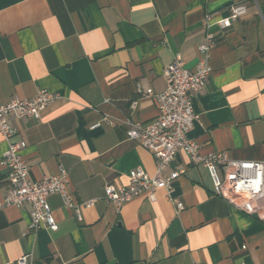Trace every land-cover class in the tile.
I'll return each mask as SVG.
<instances>
[{
	"label": "crops",
	"instance_id": "crops-1",
	"mask_svg": "<svg viewBox=\"0 0 264 264\" xmlns=\"http://www.w3.org/2000/svg\"><path fill=\"white\" fill-rule=\"evenodd\" d=\"M240 2L246 13L216 37L211 74L192 97L197 120L187 138L202 155L264 163V0H0V103L59 95L40 119L9 115L12 141L26 143L32 182L67 173L80 212L52 195L57 231L33 233L29 206L1 208L0 264L24 256L25 264H264V221L214 195L207 170L182 151L163 172H182L171 194L180 211L162 189L119 210L103 190L127 186L138 167L154 174L151 153L126 138V122L157 117L146 91L163 92L176 53L194 71L204 16L226 17ZM6 148L0 135V159ZM6 174L0 167V200Z\"/></svg>",
	"mask_w": 264,
	"mask_h": 264
},
{
	"label": "built area",
	"instance_id": "built-area-1",
	"mask_svg": "<svg viewBox=\"0 0 264 264\" xmlns=\"http://www.w3.org/2000/svg\"><path fill=\"white\" fill-rule=\"evenodd\" d=\"M228 12L226 17L218 19L204 16V37L197 47L199 60L194 71L189 70L180 54L176 53L163 71V92L154 94L151 89L146 91V96L153 97L157 103V117L145 124L126 122V138L151 153L156 169L153 175L140 167L132 169L127 175V186L104 187L105 201L111 203L116 210L143 194L154 201L155 193L160 189L166 192L176 211L182 210L183 205L171 198L174 184L182 172L172 170L167 176L163 175L174 162L177 153L182 151L191 163L202 165L207 170L214 195L224 199L234 209L264 221V163L232 160L225 153L202 155L198 144L187 138L197 120L192 97L204 88L211 74L209 60L216 37L223 35L234 21L246 13V6L243 2L235 3L229 7ZM58 98L56 93L40 90L30 100L13 97L7 103H0V135L7 144L0 159V167L7 171L8 183V192L0 200V209L29 206L28 232L34 233L41 229L57 231V220L47 201L52 195L59 196L63 206L73 210L80 219L79 206L71 199L67 173L64 170L61 169L56 176L44 177L39 182L30 180L28 165L21 155L26 143L23 140L12 141L17 131L8 120L9 115L40 119L45 109ZM104 120L107 121L106 118ZM98 126L99 124H95L91 128ZM94 203L95 200H90L82 206L90 208ZM241 250L245 251L246 246L242 245ZM26 261L27 256H24L16 264H25ZM236 264L244 263L238 261Z\"/></svg>",
	"mask_w": 264,
	"mask_h": 264
}]
</instances>
